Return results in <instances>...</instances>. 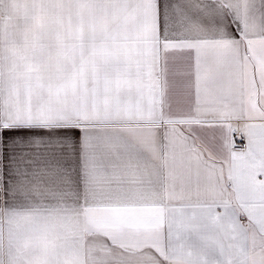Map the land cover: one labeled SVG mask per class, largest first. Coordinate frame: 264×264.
I'll list each match as a JSON object with an SVG mask.
<instances>
[{"label": "snow or ice", "instance_id": "6c2138e0", "mask_svg": "<svg viewBox=\"0 0 264 264\" xmlns=\"http://www.w3.org/2000/svg\"><path fill=\"white\" fill-rule=\"evenodd\" d=\"M0 264H264V0H0Z\"/></svg>", "mask_w": 264, "mask_h": 264}, {"label": "built area", "instance_id": "2783aa9c", "mask_svg": "<svg viewBox=\"0 0 264 264\" xmlns=\"http://www.w3.org/2000/svg\"><path fill=\"white\" fill-rule=\"evenodd\" d=\"M239 141V140H238Z\"/></svg>", "mask_w": 264, "mask_h": 264}, {"label": "crops", "instance_id": "0c3cea01", "mask_svg": "<svg viewBox=\"0 0 264 264\" xmlns=\"http://www.w3.org/2000/svg\"><path fill=\"white\" fill-rule=\"evenodd\" d=\"M239 142V141H238Z\"/></svg>", "mask_w": 264, "mask_h": 264}]
</instances>
